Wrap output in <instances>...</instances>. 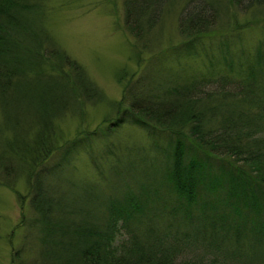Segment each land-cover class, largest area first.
I'll use <instances>...</instances> for the list:
<instances>
[{
	"label": "trees",
	"instance_id": "trees-1",
	"mask_svg": "<svg viewBox=\"0 0 264 264\" xmlns=\"http://www.w3.org/2000/svg\"><path fill=\"white\" fill-rule=\"evenodd\" d=\"M223 4L245 12L264 0H124V28L142 39L178 5L179 34L197 55ZM44 10V0H0V119L10 133L0 135V168L26 170L29 207L11 264L29 252L31 264H264V42L247 54L216 40L172 80L128 76L102 134L129 124L150 142L117 156L107 146L114 157L101 172L103 157L88 154L97 176L84 181L72 162L92 132L60 144L56 122L103 95L45 31ZM26 117L36 130L25 141Z\"/></svg>",
	"mask_w": 264,
	"mask_h": 264
},
{
	"label": "rangeland",
	"instance_id": "rangeland-1",
	"mask_svg": "<svg viewBox=\"0 0 264 264\" xmlns=\"http://www.w3.org/2000/svg\"><path fill=\"white\" fill-rule=\"evenodd\" d=\"M123 1L44 0L42 23L45 31L60 49L84 68L89 80L103 95L99 103L91 101L79 111L74 108L56 122L57 143L60 144H69L81 132H92L86 137L84 149L72 162V168L78 172L76 177L84 181L97 176L88 154L92 159L98 155L103 157L102 160L97 158L101 172L107 168L108 159L114 157L105 155L109 148L117 156L124 153L127 147L133 149L150 142L147 130L129 124L118 128L112 136L102 134L116 116V106L121 101L128 76L130 78L132 75L134 81L147 75V72L152 75L160 71V74L172 80L173 73L183 76L186 69L193 70L200 66L209 46L216 40L240 43L243 46L241 52L247 54H254L264 42V7L241 12L230 4H223L218 21L220 27H215L210 37L194 44L198 49V54L194 55L189 52L190 47L185 45L178 31V5L165 11L161 23L154 30L144 38L136 39L124 28ZM123 72L127 73V78L118 82ZM28 118L22 121L20 127L21 133L26 135L23 138L25 141L30 140L36 130V127L30 128L33 123L32 118ZM0 135L6 139L10 136L3 128L1 119ZM58 158L56 155L51 165ZM16 174L14 177L7 174V177L4 169L0 168V264H11L12 250L20 246L24 236L23 229L16 230V225L22 214L27 217L29 210L26 170H16ZM30 246H33L32 242ZM32 256L33 253L29 252L25 264L32 263L35 257Z\"/></svg>",
	"mask_w": 264,
	"mask_h": 264
},
{
	"label": "bare ground",
	"instance_id": "bare-ground-1",
	"mask_svg": "<svg viewBox=\"0 0 264 264\" xmlns=\"http://www.w3.org/2000/svg\"><path fill=\"white\" fill-rule=\"evenodd\" d=\"M32 129H34V128H32ZM28 131H29V129H28Z\"/></svg>",
	"mask_w": 264,
	"mask_h": 264
}]
</instances>
